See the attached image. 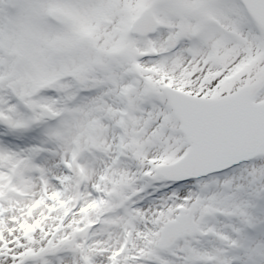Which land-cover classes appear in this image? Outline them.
I'll list each match as a JSON object with an SVG mask.
<instances>
[{
    "label": "snow or ice",
    "instance_id": "obj_1",
    "mask_svg": "<svg viewBox=\"0 0 264 264\" xmlns=\"http://www.w3.org/2000/svg\"><path fill=\"white\" fill-rule=\"evenodd\" d=\"M0 264H264V0H0Z\"/></svg>",
    "mask_w": 264,
    "mask_h": 264
}]
</instances>
